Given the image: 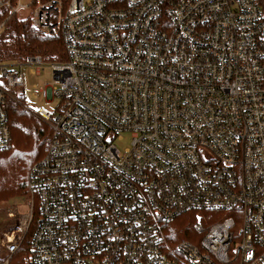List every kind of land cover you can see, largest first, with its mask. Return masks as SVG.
<instances>
[{
  "label": "built area",
  "instance_id": "2783aa9c",
  "mask_svg": "<svg viewBox=\"0 0 264 264\" xmlns=\"http://www.w3.org/2000/svg\"><path fill=\"white\" fill-rule=\"evenodd\" d=\"M2 9L61 37L68 61H0V151L25 67H50L43 96L59 101L53 113L25 105L53 137L30 198L8 210L0 264H264V0ZM189 213L196 236L176 241L168 225ZM205 213L220 220L205 226Z\"/></svg>",
  "mask_w": 264,
  "mask_h": 264
},
{
  "label": "trees",
  "instance_id": "16d2710c",
  "mask_svg": "<svg viewBox=\"0 0 264 264\" xmlns=\"http://www.w3.org/2000/svg\"><path fill=\"white\" fill-rule=\"evenodd\" d=\"M16 3L17 0H11ZM68 1V0H66ZM0 61L24 62L29 57L39 56L47 63L67 62L65 44L59 36H45L35 29L30 17L11 15L9 9L0 10ZM6 110L12 135V145L0 151V205L18 199L28 200L31 196L30 182L32 167L44 159L53 137L51 126L36 113L25 107L23 100L14 96L7 101ZM221 215L205 213V215ZM220 218L205 226H209ZM195 213L185 214L168 228L175 234L176 241L193 240Z\"/></svg>",
  "mask_w": 264,
  "mask_h": 264
},
{
  "label": "rangeland",
  "instance_id": "374dc122",
  "mask_svg": "<svg viewBox=\"0 0 264 264\" xmlns=\"http://www.w3.org/2000/svg\"><path fill=\"white\" fill-rule=\"evenodd\" d=\"M4 1V0H0ZM23 3H27L28 0H22ZM26 13H23L21 17L25 16ZM25 76V87L18 88L15 92H13V96L17 99L23 100L24 104L27 105L34 112H37L39 109H45L50 113L57 111V107L59 106V101L55 99L52 102H48L47 99L43 96V89L46 85H50L53 83V74L50 67H45V70H39L37 67H25L24 69ZM36 86V89H34ZM131 135L124 134L122 139H117L115 144L117 145L120 151H124V149L130 146ZM26 199H18L12 201L10 203L0 205V239L1 233L7 231L11 226H13L14 220L8 216V210L10 208H15V205L22 203H26ZM27 211V206L19 208L20 213H24ZM221 215H204V218L207 219V224L211 223L215 220V218H219ZM195 235V233H192ZM196 236V235H195Z\"/></svg>",
  "mask_w": 264,
  "mask_h": 264
}]
</instances>
